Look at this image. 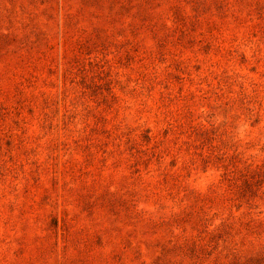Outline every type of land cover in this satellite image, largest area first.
Wrapping results in <instances>:
<instances>
[{
  "label": "rangeland",
  "instance_id": "obj_1",
  "mask_svg": "<svg viewBox=\"0 0 264 264\" xmlns=\"http://www.w3.org/2000/svg\"><path fill=\"white\" fill-rule=\"evenodd\" d=\"M0 264H264V0H0Z\"/></svg>",
  "mask_w": 264,
  "mask_h": 264
}]
</instances>
